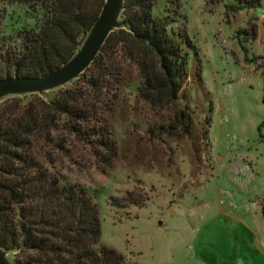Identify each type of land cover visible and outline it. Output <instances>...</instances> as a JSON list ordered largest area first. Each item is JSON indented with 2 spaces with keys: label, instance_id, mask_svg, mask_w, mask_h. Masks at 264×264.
Masks as SVG:
<instances>
[{
  "label": "rangeland",
  "instance_id": "rangeland-1",
  "mask_svg": "<svg viewBox=\"0 0 264 264\" xmlns=\"http://www.w3.org/2000/svg\"><path fill=\"white\" fill-rule=\"evenodd\" d=\"M154 1L153 16L175 19L172 29L184 25L190 41L181 45L188 78L180 92L193 112L190 136L174 126L172 111L153 112L138 99L131 69L132 82L108 115L111 168L101 172L74 142L51 172L93 200L99 246L126 264H264V0L233 11L225 5L236 0ZM38 20L0 0V39ZM129 193L142 207L125 204Z\"/></svg>",
  "mask_w": 264,
  "mask_h": 264
},
{
  "label": "trees",
  "instance_id": "trees-1",
  "mask_svg": "<svg viewBox=\"0 0 264 264\" xmlns=\"http://www.w3.org/2000/svg\"><path fill=\"white\" fill-rule=\"evenodd\" d=\"M104 1L8 0L38 13L39 20L35 28L0 39V80L41 77L68 62ZM236 1L238 5L225 8L241 10L254 3ZM154 4V0H124L120 17L124 26L108 36L89 68L51 99L31 94L0 100V248L12 255L13 264H126L121 254L99 246L97 205L83 189L61 185L51 170L74 142L90 150L101 172L111 168L116 142L108 115L122 89L132 82L131 69L140 80L138 99L153 112L172 111L174 126L190 136L193 112L180 98L188 78L181 45L190 41L184 25L172 29L175 19L153 16ZM195 76L200 82L199 69ZM209 122L205 119L204 137ZM124 202L143 205L132 193Z\"/></svg>",
  "mask_w": 264,
  "mask_h": 264
},
{
  "label": "water",
  "instance_id": "water-1",
  "mask_svg": "<svg viewBox=\"0 0 264 264\" xmlns=\"http://www.w3.org/2000/svg\"><path fill=\"white\" fill-rule=\"evenodd\" d=\"M124 0H105L99 16L75 55L61 67L37 78L10 77L0 80V100L8 96L44 95L64 87L90 67L108 36L124 26L120 21ZM0 248V264H12Z\"/></svg>",
  "mask_w": 264,
  "mask_h": 264
}]
</instances>
